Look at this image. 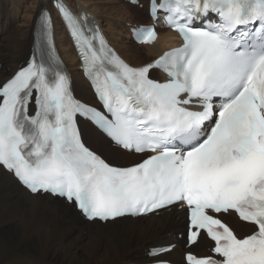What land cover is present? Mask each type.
<instances>
[{
  "label": "snow or ice",
  "instance_id": "snow-or-ice-1",
  "mask_svg": "<svg viewBox=\"0 0 264 264\" xmlns=\"http://www.w3.org/2000/svg\"><path fill=\"white\" fill-rule=\"evenodd\" d=\"M55 6L107 115L72 96L42 10L39 59L0 84V166L89 219L184 207L188 245L202 235L214 242L212 255L188 252L186 264H264V0H149L150 14L165 11L183 43L143 67L129 66L95 27L86 35L66 5ZM137 35L148 43L156 31ZM153 68L167 79L150 78ZM77 114L120 148L150 154L114 166L85 146ZM233 211L249 234L224 222L221 214Z\"/></svg>",
  "mask_w": 264,
  "mask_h": 264
},
{
  "label": "bare ground",
  "instance_id": "bare-ground-1",
  "mask_svg": "<svg viewBox=\"0 0 264 264\" xmlns=\"http://www.w3.org/2000/svg\"><path fill=\"white\" fill-rule=\"evenodd\" d=\"M66 1L77 13L83 11L94 17L111 44L134 66L150 62L178 40L174 32L166 29L159 30V38L153 45L134 43L130 31V37L126 38L119 29L123 23L115 20L114 15L131 23L139 19L137 11L131 9L134 6L121 4L122 0H77L78 4L74 5L71 0ZM148 1L141 0V3ZM55 2L0 0V81L7 80L22 61H27L34 43L37 18L43 9H49L55 19V43L72 74L74 92L80 99L92 101L72 41L54 8ZM108 2L112 5L108 6ZM140 24L149 25L151 20L136 26ZM81 125L86 143L114 164L120 161L131 165L144 156L114 147L87 121H81ZM223 217H234V214L230 212ZM231 223L241 235L244 233L242 228L251 230V226L237 220ZM186 225L185 212L176 207L148 216L124 217L106 223L89 222L74 205L60 198L30 194L0 166V264H43L45 261L54 264H127L136 258L148 262L152 260L147 255L150 247L173 243H177V247L159 258L181 263L186 241L180 239L178 233L185 234ZM205 240L202 237L193 250L204 246Z\"/></svg>",
  "mask_w": 264,
  "mask_h": 264
},
{
  "label": "rangeland",
  "instance_id": "rangeland-1",
  "mask_svg": "<svg viewBox=\"0 0 264 264\" xmlns=\"http://www.w3.org/2000/svg\"><path fill=\"white\" fill-rule=\"evenodd\" d=\"M106 1V0H105ZM71 3H72V5H74V4H78V1L77 0H71ZM122 3H124V4H129L128 2H127V0H122L121 1V4ZM26 4V3H25ZM118 4V3H117ZM116 4V5H117ZM120 4V3H119ZM119 4H118V6H119ZM108 6L109 5H112V4H110L109 2H108V4H107ZM129 5H131V4H129ZM134 6V8H131L133 11H137L136 13H137V17H138V21H136L135 23H131L130 21H127V20H125V19H123L121 16H115L114 15V17L113 18H115V20L117 19V21H119V22H121V23H123L120 27H119V29L122 31V34H124L125 36H126V38H129L130 36H129V31H130V27L131 26H135V25H137V23H147L148 21H150V18H149V15H148V12H147V5L145 4L144 6H142V5H133ZM113 16V15H112ZM22 17V16H21ZM120 20H123V21H120ZM132 24V25H131ZM23 63H25V61H22L21 63H20V65L21 64H23ZM19 65V66H20ZM112 159V158H111ZM110 159V160H111ZM111 162V161H110ZM116 163L115 164H118V165H125V164H123V163H121L120 161H115ZM113 163V162H112ZM206 241V240H205ZM132 262H142V260L141 259H138V258H136V259H133L132 260ZM54 264V262H50V261H45V262H43V264ZM128 263V262H127ZM129 263H131V262H129Z\"/></svg>",
  "mask_w": 264,
  "mask_h": 264
}]
</instances>
